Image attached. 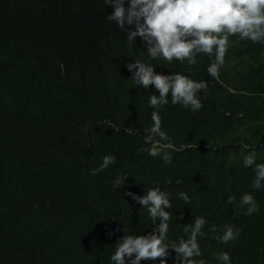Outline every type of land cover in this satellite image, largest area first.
I'll return each mask as SVG.
<instances>
[{
  "label": "trees",
  "instance_id": "trees-1",
  "mask_svg": "<svg viewBox=\"0 0 264 264\" xmlns=\"http://www.w3.org/2000/svg\"><path fill=\"white\" fill-rule=\"evenodd\" d=\"M112 11L104 0H0V264H110L124 233L152 230L125 193L142 196L154 185L172 200L170 240L187 238L185 226L205 217L197 260L218 264L228 251L233 264H264V189H252L240 148L250 143L264 162V44L231 37L216 79L204 55L192 66L152 60L139 38L129 43L105 19ZM132 60L208 84L200 111L171 102L159 110L162 130L182 149L170 163L140 151L150 147L155 90L133 82ZM106 155L115 163L93 174ZM246 192L260 208L251 216L239 206ZM229 224L240 235L222 244L216 237Z\"/></svg>",
  "mask_w": 264,
  "mask_h": 264
},
{
  "label": "clouds",
  "instance_id": "clouds-1",
  "mask_svg": "<svg viewBox=\"0 0 264 264\" xmlns=\"http://www.w3.org/2000/svg\"><path fill=\"white\" fill-rule=\"evenodd\" d=\"M104 3L113 9L105 19L114 22L121 32L126 33L129 43L136 44L139 38L149 58L168 64L178 62L192 66L197 64L199 55H204L212 60L207 72L216 79H219L225 55L234 42L231 37H236V41L264 44V0H104ZM125 67L136 85L144 90H155L148 97V105L154 109L153 125L144 138L145 144L150 147L141 148L140 151H146L153 157L161 156L166 163H170L171 152L182 149L169 141L167 133L162 130L159 110L171 102L173 106L179 105L193 113L200 111L203 103L199 93L206 92L208 84L180 72L158 73L153 64L140 60L128 62ZM110 128L114 132L121 131L114 124ZM123 131L126 135L136 134L133 127L123 128ZM240 148L245 153L243 167L250 168L254 173L252 189H264V162H258L256 149L250 143H242ZM114 163V156H104L100 166L92 170L93 174L104 171ZM120 183L121 180L117 179L114 187ZM125 195L138 203L140 210L147 211L153 221L152 230L139 235L124 233L115 243L110 264H142L157 260L159 264H168L171 252L175 253L174 264H205L203 259H196L202 255L198 238L206 235L203 231L207 223L205 217L197 216L192 225L185 226L184 231L190 232L187 238L170 240L172 200L169 192L154 185L142 196L132 192ZM177 195L184 203H191L186 192ZM235 200V196L228 198L229 203ZM239 206L246 207L245 214L248 216L260 210L255 196L250 192L240 197ZM108 235L111 237L114 232ZM239 235L240 229L229 224L223 227L222 235L216 239L228 244ZM216 259L218 264H233L228 251L219 252Z\"/></svg>",
  "mask_w": 264,
  "mask_h": 264
}]
</instances>
